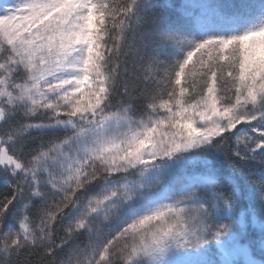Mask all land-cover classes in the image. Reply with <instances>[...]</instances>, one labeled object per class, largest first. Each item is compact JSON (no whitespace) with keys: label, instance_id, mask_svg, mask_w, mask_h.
<instances>
[{"label":"snow or ice","instance_id":"snow-or-ice-1","mask_svg":"<svg viewBox=\"0 0 264 264\" xmlns=\"http://www.w3.org/2000/svg\"><path fill=\"white\" fill-rule=\"evenodd\" d=\"M0 264H264V0H0Z\"/></svg>","mask_w":264,"mask_h":264}]
</instances>
